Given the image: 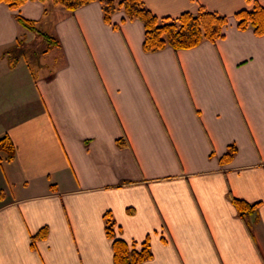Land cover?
<instances>
[{
  "label": "crops",
  "instance_id": "crops-1",
  "mask_svg": "<svg viewBox=\"0 0 264 264\" xmlns=\"http://www.w3.org/2000/svg\"><path fill=\"white\" fill-rule=\"evenodd\" d=\"M254 1L143 0L159 18H227L215 43L154 53L141 22L107 24L99 2L44 24L39 2L0 3V138L15 147L0 163V264H113L106 212L116 238H149L143 264H264V36L234 19ZM16 15L57 46L13 58L31 36ZM232 198L259 206L242 219Z\"/></svg>",
  "mask_w": 264,
  "mask_h": 264
},
{
  "label": "trees",
  "instance_id": "trees-1",
  "mask_svg": "<svg viewBox=\"0 0 264 264\" xmlns=\"http://www.w3.org/2000/svg\"><path fill=\"white\" fill-rule=\"evenodd\" d=\"M27 1H38L43 4L50 2L68 12H74L90 3L99 2L102 6L103 19L107 24H110V18L113 14L122 11L127 20H137L142 23L144 28L143 51L145 53L158 52L167 47L175 51L189 50L199 46L204 41L215 43L217 40L223 39V29L227 25L225 16L208 12L203 7H200L195 15L182 13L175 18H159L146 8L143 0H0V3L5 4L12 11H18ZM234 19L237 22L238 30L251 29L255 36H264V7L257 1L253 2L250 9H242L236 12ZM16 20L24 29L36 31V21L25 19L20 15H16ZM113 28L119 30V26L114 25ZM41 36L46 42L47 49L57 46V41L47 35ZM20 56L12 57L17 59ZM124 144L123 140L117 141L119 147ZM233 152L231 148L225 159L231 158ZM14 156L15 147L10 138L8 136L0 138V163L12 161ZM232 203L242 219L253 214L259 206V203L248 204L235 198H232ZM104 221L106 236L112 242L113 264H143L152 259L148 237L140 244L136 242L128 244L116 238L115 224L110 212L104 214ZM46 237L47 228L44 227L31 236V242L34 245L35 242L44 240Z\"/></svg>",
  "mask_w": 264,
  "mask_h": 264
},
{
  "label": "rangeland",
  "instance_id": "rangeland-1",
  "mask_svg": "<svg viewBox=\"0 0 264 264\" xmlns=\"http://www.w3.org/2000/svg\"><path fill=\"white\" fill-rule=\"evenodd\" d=\"M34 2H38V1H34ZM43 5H44L43 6V19H45L43 22L44 24L49 21V16L51 15L53 11V7H56V6L52 5L50 2H46ZM35 29H36L35 32L28 31L25 29L26 31H28L29 33L28 35H31V36L33 35V38L31 39V36H29L30 38L28 36L27 37L25 36V38H23L19 43L16 44L18 45L17 48L15 47L11 49L12 56H20V55L23 56L26 54H30L29 56L35 57L37 53H39L42 49L47 47L45 40L41 36V35L43 36L46 35L44 32V28L42 26H39L38 22H36Z\"/></svg>",
  "mask_w": 264,
  "mask_h": 264
}]
</instances>
